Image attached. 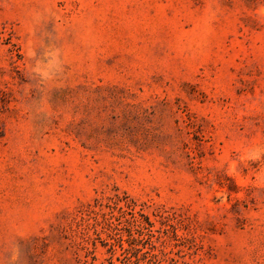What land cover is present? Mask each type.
I'll list each match as a JSON object with an SVG mask.
<instances>
[{"label":"rangeland","instance_id":"1","mask_svg":"<svg viewBox=\"0 0 264 264\" xmlns=\"http://www.w3.org/2000/svg\"><path fill=\"white\" fill-rule=\"evenodd\" d=\"M0 264H264V0H0Z\"/></svg>","mask_w":264,"mask_h":264}]
</instances>
